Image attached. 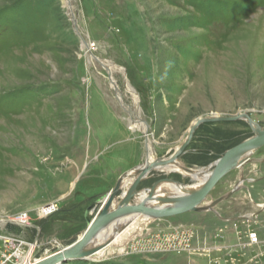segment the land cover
Listing matches in <instances>:
<instances>
[{
    "label": "rangeland",
    "instance_id": "rangeland-1",
    "mask_svg": "<svg viewBox=\"0 0 264 264\" xmlns=\"http://www.w3.org/2000/svg\"><path fill=\"white\" fill-rule=\"evenodd\" d=\"M201 118L189 169L264 129V0H0V232L36 242L33 259L76 241L128 168L177 152ZM243 165L201 210L142 216L121 246L63 264H264V146ZM162 178L191 181L159 170L139 188Z\"/></svg>",
    "mask_w": 264,
    "mask_h": 264
},
{
    "label": "water",
    "instance_id": "water-1",
    "mask_svg": "<svg viewBox=\"0 0 264 264\" xmlns=\"http://www.w3.org/2000/svg\"><path fill=\"white\" fill-rule=\"evenodd\" d=\"M74 28L77 29L76 18L73 19ZM116 89V88H115ZM117 90V89H116ZM241 117L237 116L234 118H227L228 120H236ZM247 118V117H246ZM208 119H198L190 129V133L187 136L185 143L182 145L178 152H174V158L180 160L182 155L186 152V147L191 141L195 131L202 123ZM264 146V129L255 130V135L248 138L247 140L236 145L230 149L221 159L209 165L205 169H188V172L196 174L197 172L202 173L207 179L198 187L184 188L183 186L197 184L200 179L193 178L194 175H189L195 182L189 184H183L172 178H162L157 180L150 188L140 189L141 183L150 177V174L157 172L159 166H163L165 163H170L173 160L172 155L169 159L161 158L156 161L149 162L148 160L132 170L126 172L121 176L116 186L107 194V196L100 201L98 209L95 212L94 205L88 208L89 213L86 215L88 223L87 230L72 244L60 249L59 251L50 254L41 260H35L32 258V264H61L68 262L72 258L88 260L95 257L100 251L105 250L111 245L114 240V235L110 236L101 242L97 246H93L98 239H103L109 230L117 226H121L122 222L128 223L131 217L136 216H151L152 219L172 216L177 213H183L187 211H198L201 210L197 207L202 199L207 200L210 191L217 185V183L228 173L236 168H240L250 158V156L260 147ZM165 161V162H164ZM182 163V162H181ZM133 177L132 183L129 188L123 192L124 182L126 179ZM198 180V181H197ZM170 183L176 185L183 192V196L175 197L174 199H162L161 197V184ZM237 187L228 192L226 195L219 197L218 199L211 201L208 206L212 209L215 205L220 204L225 199L231 197L236 191ZM122 191V192H121ZM191 197V198H190ZM139 199L140 202L132 203L133 199ZM174 200V201H173ZM134 202V201H133ZM117 203V204H115ZM117 205V206H115ZM92 211V212H91ZM117 230V229H116ZM115 230V231H116Z\"/></svg>",
    "mask_w": 264,
    "mask_h": 264
},
{
    "label": "bare ground",
    "instance_id": "bare-ground-1",
    "mask_svg": "<svg viewBox=\"0 0 264 264\" xmlns=\"http://www.w3.org/2000/svg\"><path fill=\"white\" fill-rule=\"evenodd\" d=\"M129 89H130V91L132 92V93H134V91H133V89H131L130 88V86H129ZM135 94V93H134ZM129 108V107H128ZM135 113V111H134V109L133 108H131V111L129 112V114H133V113ZM215 116V115H214ZM196 122V121H195ZM195 122L193 123V124H195ZM193 126V125H192ZM191 126V127H192ZM253 126H254V129L257 131V130H259V129H262V128H259L258 126H256L255 124H253ZM132 128L133 129H135V128H138L137 126H132ZM191 129V128H190ZM189 133H190V130H189V132H188V135H189ZM187 135V136H188ZM187 138V137H186ZM186 140V139H185ZM185 140H184V142H182V144L179 146V147H177V152L180 150V148L182 147V145L185 143ZM148 141L150 142V140H149V138H148ZM148 142V143H149ZM149 146V149H148V151H149V154L151 155V145H148ZM176 153V152H175ZM174 153V154H175ZM174 154L172 155V157L174 156ZM172 157H165L164 158V160L165 159H169V158H172ZM148 161L149 162H153V161H156V159L155 158H152V157H150L149 159H148ZM165 162V161H164ZM144 164V163H143ZM142 165V164H141ZM138 166H140V165H138ZM185 165L184 164H182L181 162H180V160H179V158L178 159H175L174 157H173V160H172V162H170V163H165L163 166L161 165V166H159V168H157V171H159V170H162V171H164L165 173H171V172H181L182 174H184V175H191L189 172H188V169H186V167H184ZM244 166V165H243ZM137 167V166H136ZM135 168V167H134ZM205 168V167H204ZM192 175H194V174H192ZM191 175V176H192ZM190 177V176H189ZM193 177V176H192ZM191 178V177H190ZM193 178H195V179H200V182H198L197 184L195 183V184H192V185H186V186H183L184 188H187V189H190V188H195V187H198V186H200L206 179H207V177L205 176L204 177V175H202V173H200V172H197L195 175H194V177ZM132 179H133V177H130V178H128V179H126V181L127 182H124V186H123V188L124 187H126L127 185H128V183H130L131 181H132ZM198 181V180H197ZM178 182H180V181H178ZM193 182H195V180H193L192 178H191V181L190 182H188V183H186V182H181V183H183V184H189V183H193ZM189 186H191L190 188H189ZM161 197H160V200H161V198L162 199H164V200H166V199H174L175 197H178V195L179 196H183L182 194H183V192H182V190H180L176 185H174V184H170V183H163V184H161ZM191 198V197H190ZM218 199V198H217ZM134 200V199H133ZM174 200H176V199H174ZM173 200V201H174ZM216 200V199H215ZM207 201V200H206ZM206 201H204V199H202L201 201H200V203L197 205V207L200 209V207H201V205H203L204 203H206ZM214 201V200H213ZM209 203H211V202H209ZM115 204H117V203H115ZM115 206H117V205H115ZM203 209V208H202ZM142 216L141 215H139V216H136V217H131L130 219H129V222L128 223H125V222H122L121 223V226L119 225V226H117L115 229L113 228L112 229V227H108V231H107V233H106V235L103 237V239L101 240V239H98L97 240V242L96 243H94L93 244V246H97V245H99V244H101V242H103V240H105V239H107V238H110V236L112 235H114V240L112 241V243L111 244H115V242H117V240H118V238L131 226V225H133L135 222H137L140 218H141ZM117 229V230H116ZM116 230V231H115ZM100 253H102V254H100V256H102L103 255V250L102 251H100ZM41 260V259H40ZM74 260H82V259H76V258H72V259H70V261H74ZM39 261V260H38ZM69 262V261H68ZM36 263V262H35ZM34 263V264H35ZM63 263H67V262H63ZM63 263H61V264H63ZM25 264H32V260L30 259L29 261H26V263Z\"/></svg>",
    "mask_w": 264,
    "mask_h": 264
},
{
    "label": "built area",
    "instance_id": "built-area-1",
    "mask_svg": "<svg viewBox=\"0 0 264 264\" xmlns=\"http://www.w3.org/2000/svg\"><path fill=\"white\" fill-rule=\"evenodd\" d=\"M58 210V205L57 203H50L48 205H46L43 209H42V213L41 215L43 217H48L52 214H54L56 211ZM14 223L17 224L18 226H31V224L29 223V218L27 216L26 213H21L20 215L16 216L14 218ZM6 222L2 219V217H0V231L5 230V226ZM5 226V227H4ZM0 240L4 243V250L1 252V261L0 264H8L7 262L9 260H13L15 258L16 260V264H25L26 261H29L30 259L32 260V255L34 253V250L37 247V243H27L23 240H20L18 238H14V237H9L8 235H6L5 233L0 232ZM13 243H17V245L15 246L14 249V253L8 252V248L10 247L9 245L13 244ZM25 247H27V249H25ZM23 248L26 250H23ZM2 257L4 259H2ZM23 261V262H22Z\"/></svg>",
    "mask_w": 264,
    "mask_h": 264
},
{
    "label": "crops",
    "instance_id": "crops-1",
    "mask_svg": "<svg viewBox=\"0 0 264 264\" xmlns=\"http://www.w3.org/2000/svg\"><path fill=\"white\" fill-rule=\"evenodd\" d=\"M129 169L131 170V167L128 168L127 170H129ZM132 169H133V168H132ZM130 170H129V171H130ZM125 172H128V171H125ZM123 173H124V172H123ZM126 182H127V181H126ZM131 183H132V181H131ZM128 184H130V183H128ZM146 187H147V186H146ZM128 188H129V186L127 187V189H128ZM144 189H146V188L144 187ZM133 201H134V202H133ZM133 201H132V203H138V202H140L139 199H135V200H133ZM143 223H145L144 220L141 222V224L143 225ZM134 225H137V222L134 223ZM142 225H141V226H142ZM132 226H133V225H131L130 228H131ZM48 228H49V227H48ZM130 228H128V229H127V230H126V231H125V232H124V233L118 238V240H117L118 242H115L114 245H117V246H121V245H122V244H120V243H121V237H122V236H123V235H124V234H125ZM55 231H57V230H55ZM131 237H132V236H131ZM124 240H125V239H124ZM124 240H123V241H124ZM124 244H126V242H125ZM114 245H113V246H114Z\"/></svg>",
    "mask_w": 264,
    "mask_h": 264
}]
</instances>
